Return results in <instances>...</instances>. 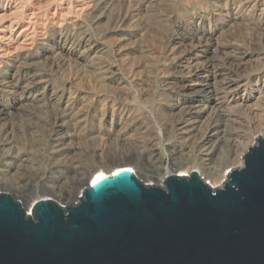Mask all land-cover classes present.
I'll use <instances>...</instances> for the list:
<instances>
[{"label":"rangeland","instance_id":"obj_1","mask_svg":"<svg viewBox=\"0 0 264 264\" xmlns=\"http://www.w3.org/2000/svg\"><path fill=\"white\" fill-rule=\"evenodd\" d=\"M200 33L229 46L215 70L196 46ZM228 76L237 84L229 87ZM184 79L213 85L181 92ZM215 94L223 111L193 137L186 124ZM250 94L257 100L242 105ZM183 100L194 103L174 113ZM213 127L246 151L264 136V0H0V192L27 211L39 198L74 204L77 179L111 164L101 157L141 152L180 174L186 157L200 163L201 139ZM137 176L163 184L162 175Z\"/></svg>","mask_w":264,"mask_h":264},{"label":"water","instance_id":"obj_2","mask_svg":"<svg viewBox=\"0 0 264 264\" xmlns=\"http://www.w3.org/2000/svg\"><path fill=\"white\" fill-rule=\"evenodd\" d=\"M214 187L199 173L87 180L74 204L31 213L0 192V264H264V136Z\"/></svg>","mask_w":264,"mask_h":264},{"label":"bare ground","instance_id":"obj_3","mask_svg":"<svg viewBox=\"0 0 264 264\" xmlns=\"http://www.w3.org/2000/svg\"><path fill=\"white\" fill-rule=\"evenodd\" d=\"M254 3H253V6H254ZM236 12L238 13V11H236ZM240 14H243V13H240ZM240 14H238V15H240ZM235 16L238 17L237 14ZM227 17H228V15H227ZM229 22H232V21H229ZM229 22L227 24H229ZM208 34H210V33H208ZM208 34H206V33H200V34H198L196 36L197 37L196 40H198L196 46L197 47L198 46L199 47H204V51H203V54L204 55L202 57H205L204 59L207 62L209 61L211 63V66H213V65L215 66L217 64V58L219 56H222V54H225L224 52H225V50L229 46L227 48L221 47V45H219L218 37H216L215 35L212 36V35H208ZM9 38H10V36H9ZM191 40H192V38H191ZM202 40L209 41L210 42L209 45H204L203 46L202 45ZM192 41H194V43H195V40H192ZM189 43H190V41H189ZM191 43L193 44V42H191ZM182 47H184V46H182ZM229 56L231 58V55H229ZM239 62H240V60H239ZM214 66H213V68H214ZM215 69L216 68H214V70ZM195 72L196 73H199V72H201V69L196 68ZM218 75L219 74H217V73H216V75H214V77H213V80L214 81H215V79H216V77ZM224 76H226V75L224 74ZM229 76H231V75H229ZM229 76H228V78H226L228 80L226 83L229 85V87L230 86H234L235 84H237L236 80L233 79V77H229ZM187 81H188V79H187ZM203 85L193 84V83H190V82H186V80H185V82L184 81H182L181 83L179 82V84L177 85V87L179 88V90L181 92H187V91H189V92L193 93V92H199V91H210L213 84L211 85V84L208 83V84H203ZM255 92H256V90H255ZM252 96H253L252 94H250L249 96L248 95H244V96H242V97L239 98V102L242 105L247 106L251 102L253 103V100H255L256 97H257V96L256 97L255 96L252 97ZM216 97L217 96L215 94V97L214 98H212V99L209 98L208 101L206 100V103H204V105L206 104L205 105V109L202 112V114L200 113L199 115H197V119H195L194 121L189 122V123L186 124V125H189V127H190L189 131H191V133H193V135H192L193 137L194 136L195 137L197 136V134L200 132V130L205 125L206 120H209L211 118V114L214 113V111H216V110L217 111L218 110L223 111V110H221L223 108V105H222L221 102H218L219 99H217L218 97L217 98ZM193 103H194V100H192L191 102H190V100H189V102H187V101L177 102L175 104V106L173 107L172 110H173L174 113L175 112L177 113V112L183 111V109L185 108L186 105L189 104V106H190V104L192 105ZM192 109H193V106H192ZM183 127H184V125L182 126V128ZM182 128H179V129H182ZM222 129H223V127H222ZM206 132H205L206 135L203 137V139H201V143H203V146H201L200 148L203 147V149L199 153L200 154L199 156L201 157V160L199 161L200 163H197L195 161V156H194L193 160H191L189 157L188 158L186 157V162L184 163V167L181 166L182 168H186V169L181 170L180 171V174L181 175H191L193 173V171H196L197 173H199V175L202 178H204V180L206 182H210L212 185H214L217 182L222 183L228 177V173L230 171V167H231L232 164L238 162L240 164L243 163V165H244L243 156L245 155V153L247 151H246V148L245 149L242 148V145H243V142L244 141H239V140H237L238 138L237 139H231V140H228V141H224V139L226 140V138H225V131L224 132H220L219 127H217V128L213 127V128H210V129L208 128ZM183 133H186V132H183ZM222 140H223V143H222ZM156 150H154V152H157L156 155L159 156L160 158H162L163 157V153L161 151L159 152V150H157V151ZM240 151H242V152H240ZM140 153L141 152H139V154H136V157L137 158H134L133 157V158H129V159H127V158L125 159V158H120V157L114 156V157H111L109 160H107V159L101 157L99 163H101V164L104 165V164H107V162L109 161L111 164L106 169H102V168H100V166H97V167L95 166V169H94V171H93L92 174L91 173L88 174L87 176H85V178H80V179L78 178L77 179V182L75 184L76 185H80L81 187L84 188L85 184L87 183V180L90 179V181H91L93 179V183H95L99 179L107 176L109 174V172H111V171H116L117 172V171H121V170H130V171H133L136 175H140L141 177H147V178H150V177L157 178L158 176H161L162 175V178L159 179V182L160 183H163V181H164V179H165V177L167 175L175 173V170H172V168L170 166H165L163 164H159V165H156V166H152L151 164H149V163H147L145 161V159L143 158L144 156H142V153L141 154ZM196 158H197V156H196ZM133 162L134 163L136 162V165L135 166L138 169H136L134 166H132L131 163H133ZM209 178L211 180H208ZM0 184H1V179H0ZM13 186H14V189L15 190L20 189L19 186H16V185H13ZM72 189H70L67 192L68 193L67 194V199H69V200H71L73 198V191H72ZM80 193H82V190L80 191ZM57 194L60 195V193H56V195ZM21 195L23 197H26L27 196V194H24V192ZM62 196H64V195H62ZM73 203H75V202H73ZM33 206H34V204L32 203L31 204V207L32 208H29L28 209L29 212H30V210L32 211Z\"/></svg>","mask_w":264,"mask_h":264}]
</instances>
